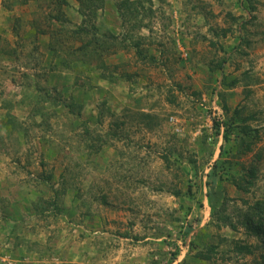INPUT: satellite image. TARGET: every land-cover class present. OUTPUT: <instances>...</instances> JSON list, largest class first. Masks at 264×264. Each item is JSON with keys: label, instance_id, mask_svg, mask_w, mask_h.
<instances>
[{"label": "rangeland", "instance_id": "obj_1", "mask_svg": "<svg viewBox=\"0 0 264 264\" xmlns=\"http://www.w3.org/2000/svg\"><path fill=\"white\" fill-rule=\"evenodd\" d=\"M66 1L0 0V264H259L264 0Z\"/></svg>", "mask_w": 264, "mask_h": 264}, {"label": "trees", "instance_id": "obj_2", "mask_svg": "<svg viewBox=\"0 0 264 264\" xmlns=\"http://www.w3.org/2000/svg\"><path fill=\"white\" fill-rule=\"evenodd\" d=\"M88 1L90 0H79L80 4H85ZM56 2H57V6L59 7V9L63 8L64 5L68 4L66 0H56ZM58 15L59 16L55 18L57 19V21H62L59 19L63 16V14H58ZM93 42L97 44H90L89 47L94 46V45H96L97 47V45L99 44L98 39H95ZM235 84L237 85V81L234 82L232 85H235ZM214 125L216 126L218 134L221 133L222 128L224 129V133H222V137L224 140L228 141V137L230 134L229 132H231L230 123H228L227 121L222 122L221 124H218L215 122ZM238 134L241 140L240 143L245 145L246 147L245 152L251 151V148L254 142L245 144L246 138L252 137L253 132L251 131V128L240 126ZM257 154H256V159H257V164L259 165V163L262 162L264 159V151H261L260 153H257ZM257 164L252 165L245 172L242 171L238 177H233V185L238 191H241L245 194H249L251 192V189L256 185V182L259 178V166ZM225 200L227 201L230 199H227L226 197ZM224 203L226 204L228 202L224 201ZM244 203L247 205V209L245 211L240 212V217L242 219L241 225H243L247 229L248 232H250L254 237L258 239L261 248L264 250V199H256L252 205L249 203V201L244 200ZM224 209H225V206L224 208L221 209V213H223ZM216 215L219 217L218 220H223L224 222H227V223L230 222V217H225V218L221 217L219 211L216 213ZM196 227H197V224L195 223L191 224L186 229L185 235L189 236L196 229ZM236 250L243 254L252 253L251 249L247 246H238ZM212 251L213 250H209L208 252L210 253ZM197 256L198 258L202 260H209L210 258L206 252H201ZM259 261H260L259 264H264V253L261 255Z\"/></svg>", "mask_w": 264, "mask_h": 264}, {"label": "crops", "instance_id": "obj_3", "mask_svg": "<svg viewBox=\"0 0 264 264\" xmlns=\"http://www.w3.org/2000/svg\"><path fill=\"white\" fill-rule=\"evenodd\" d=\"M259 59L260 58L258 56H254V61L252 60V58L249 60V66H250L249 68L253 70V72H250L249 74H250L251 77H256L258 79L257 80L258 82L257 83H251L250 82L248 84H251V85H249V86H245L244 85L245 88H244V86H240L241 85L240 83L236 85L237 88H241L240 89V92H242V87H243L247 91V92L245 91L246 92V95L247 96L250 95L247 98V96H244V94L242 93L243 96L241 95V101L243 99H245L247 101L246 103H249L250 104V103H253V101L259 100L257 102V106H254V109H259V108H261V107L264 106V56L260 60ZM253 84H254V86H252ZM256 90H258L257 91L258 92L257 93L258 96H257V94H255L256 93ZM252 107L253 106H251V108Z\"/></svg>", "mask_w": 264, "mask_h": 264}]
</instances>
